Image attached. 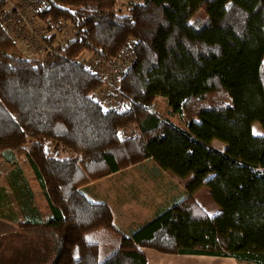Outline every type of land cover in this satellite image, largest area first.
Wrapping results in <instances>:
<instances>
[{"label": "trees", "instance_id": "obj_1", "mask_svg": "<svg viewBox=\"0 0 264 264\" xmlns=\"http://www.w3.org/2000/svg\"><path fill=\"white\" fill-rule=\"evenodd\" d=\"M9 1L0 0V15ZM42 1L38 18L49 29L68 20L74 36L29 58L0 19V166H31L45 190L52 214L41 228L57 245L52 264H149L144 248L264 264V134L253 130L257 121L264 128V0H131L126 10L120 0ZM200 10L206 17L192 21ZM126 50L128 108H107L92 95L103 76L79 57L113 61ZM158 96L186 129L168 131ZM131 125L139 132L122 136ZM52 143L73 155H54ZM149 159L191 179L181 201L127 236L110 205L82 187ZM207 181L216 215L195 197Z\"/></svg>", "mask_w": 264, "mask_h": 264}, {"label": "crops", "instance_id": "obj_2", "mask_svg": "<svg viewBox=\"0 0 264 264\" xmlns=\"http://www.w3.org/2000/svg\"><path fill=\"white\" fill-rule=\"evenodd\" d=\"M175 126L186 129L187 122L185 126L173 123V127L168 129L172 135L176 134ZM216 140L218 139L213 140V145ZM54 147L58 148V153L64 152L67 155L53 153ZM50 148L59 157L73 155L58 143H52ZM190 179L191 177L182 178L171 171L162 170L156 162L149 159L93 181L83 186L82 190L90 200L108 203L117 229L131 236L135 230L181 201L186 196L185 185ZM38 184L32 167L27 164L21 167L6 166L0 171V217L9 220L19 229H27L24 233L35 237L47 236V230L41 226L48 222L52 214V208L45 198V190ZM205 187L206 185L201 187L195 197L211 215H216L222 209L219 208L213 190L206 188L217 204L215 212L206 208L198 197ZM39 239L41 245L44 244V240ZM29 244L32 245L31 242ZM33 250L40 251L37 246H33ZM144 251L149 264H254L230 256L169 254L153 248H144Z\"/></svg>", "mask_w": 264, "mask_h": 264}, {"label": "rangeland", "instance_id": "obj_3", "mask_svg": "<svg viewBox=\"0 0 264 264\" xmlns=\"http://www.w3.org/2000/svg\"><path fill=\"white\" fill-rule=\"evenodd\" d=\"M131 0H120L119 6L126 10L127 4ZM15 5L21 7L25 5L24 0H10L8 4V8H12ZM32 12V11H31ZM2 15H0L1 17ZM28 17H30V13L28 12ZM206 17V14L203 10L197 12L192 21L201 20ZM33 21H30L29 24L25 22V25L22 23L17 26H13V20L5 19V23L9 29L10 36L17 41L19 49L21 52L29 58H44L47 53L37 50L35 53L30 52L28 41H26L25 37L27 33L33 28H39L41 32L45 34V36H54L56 42L64 43L67 37L63 36V34L57 35L55 29H49L43 25L42 20L35 15V12H32ZM1 20H3L1 18ZM40 26H43L40 28ZM48 26V25H47ZM30 29V30H29ZM91 52H88L87 55L89 56ZM155 110L165 119H169L171 123L178 124L181 126L186 125V119L182 117L180 114L173 115L170 111V106L168 104V100L165 97L158 96L154 102ZM253 130L256 134H264L263 125L257 121L253 124ZM214 144L218 147H226V144L220 140L214 141ZM53 153H58V148H53ZM58 155L66 156L67 154L64 152H59ZM5 166H0V170H4ZM102 184V183H101ZM204 185H206L205 189L198 194L199 199L208 208L211 212H215L217 210V204L210 196V190L206 188H211V184L207 181ZM203 185V186H204ZM202 186V187H203ZM201 204V203H200ZM219 208L220 205H219ZM207 210V209H206ZM27 229H19L15 225H13L9 220L0 217V264H52L57 255V245L50 233L47 236H37L25 234ZM39 238L44 240V244L41 245ZM37 246L39 250H33V246ZM44 250H43V249ZM109 252L106 251V246L102 251V257H106Z\"/></svg>", "mask_w": 264, "mask_h": 264}, {"label": "built area", "instance_id": "obj_4", "mask_svg": "<svg viewBox=\"0 0 264 264\" xmlns=\"http://www.w3.org/2000/svg\"><path fill=\"white\" fill-rule=\"evenodd\" d=\"M24 6H17L15 3L12 8H8L7 13L3 14L2 18L5 28L9 31L5 19L13 20V26L19 27L30 23L28 18L33 21L32 12H35L37 15L38 11L45 10L46 5L42 0H24ZM32 11V12H31ZM28 12L30 17H28ZM38 16V15H37ZM43 25L48 28L46 21L42 20ZM43 26H40L42 28ZM56 34H63L67 37L64 43L55 42L51 43L48 41L47 37L39 28H33L27 33L25 39L30 45L29 50L32 53H35L37 50H41L45 53L53 52L58 50L59 46H64L70 38L74 36V25L68 20L61 19L57 22L55 26ZM54 28V29H55ZM88 52L84 53L83 56L79 57L80 61H84L86 66L94 73L102 75L105 82L93 92V98L101 102L107 108H115L119 110H125L128 108V100L123 97V92L121 90L120 79L123 76L124 72L128 70L132 64L133 57L130 50H126L119 57L113 61H108L99 54L91 53L89 56ZM139 132V127L137 125H131L127 128L121 130L122 136L129 137L133 134Z\"/></svg>", "mask_w": 264, "mask_h": 264}]
</instances>
